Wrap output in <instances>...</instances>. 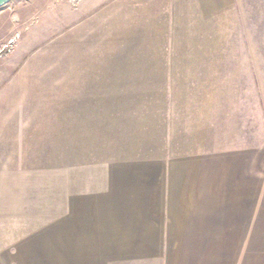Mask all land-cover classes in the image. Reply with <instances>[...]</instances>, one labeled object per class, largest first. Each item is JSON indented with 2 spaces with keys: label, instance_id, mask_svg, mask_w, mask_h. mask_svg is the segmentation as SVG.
I'll list each match as a JSON object with an SVG mask.
<instances>
[{
  "label": "rangeland",
  "instance_id": "obj_1",
  "mask_svg": "<svg viewBox=\"0 0 264 264\" xmlns=\"http://www.w3.org/2000/svg\"><path fill=\"white\" fill-rule=\"evenodd\" d=\"M1 9L8 87L30 120L70 94L74 156L86 163L264 146V0H239L236 17L216 21L184 0Z\"/></svg>",
  "mask_w": 264,
  "mask_h": 264
},
{
  "label": "crops",
  "instance_id": "obj_2",
  "mask_svg": "<svg viewBox=\"0 0 264 264\" xmlns=\"http://www.w3.org/2000/svg\"><path fill=\"white\" fill-rule=\"evenodd\" d=\"M184 2L216 21L236 17L239 0ZM8 65L0 264H264V146L86 163L74 156L72 96L30 120Z\"/></svg>",
  "mask_w": 264,
  "mask_h": 264
},
{
  "label": "water",
  "instance_id": "obj_3",
  "mask_svg": "<svg viewBox=\"0 0 264 264\" xmlns=\"http://www.w3.org/2000/svg\"><path fill=\"white\" fill-rule=\"evenodd\" d=\"M10 0H0V6L4 5L5 3L9 2Z\"/></svg>",
  "mask_w": 264,
  "mask_h": 264
}]
</instances>
